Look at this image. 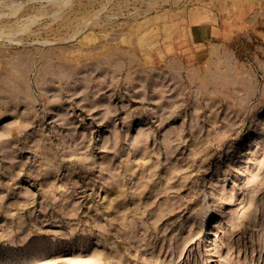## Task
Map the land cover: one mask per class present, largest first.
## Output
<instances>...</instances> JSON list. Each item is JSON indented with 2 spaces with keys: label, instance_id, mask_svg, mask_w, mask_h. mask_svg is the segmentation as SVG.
<instances>
[{
  "label": "rangeland",
  "instance_id": "374dc122",
  "mask_svg": "<svg viewBox=\"0 0 264 264\" xmlns=\"http://www.w3.org/2000/svg\"><path fill=\"white\" fill-rule=\"evenodd\" d=\"M0 264H264V0H0Z\"/></svg>",
  "mask_w": 264,
  "mask_h": 264
},
{
  "label": "bare ground",
  "instance_id": "6f19581e",
  "mask_svg": "<svg viewBox=\"0 0 264 264\" xmlns=\"http://www.w3.org/2000/svg\"><path fill=\"white\" fill-rule=\"evenodd\" d=\"M60 1V0H59ZM66 1V0H65Z\"/></svg>",
  "mask_w": 264,
  "mask_h": 264
}]
</instances>
